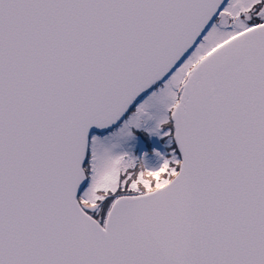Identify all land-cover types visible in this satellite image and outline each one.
Instances as JSON below:
<instances>
[{"label": "snow or ice", "instance_id": "obj_1", "mask_svg": "<svg viewBox=\"0 0 264 264\" xmlns=\"http://www.w3.org/2000/svg\"><path fill=\"white\" fill-rule=\"evenodd\" d=\"M0 264H264V0H0Z\"/></svg>", "mask_w": 264, "mask_h": 264}]
</instances>
